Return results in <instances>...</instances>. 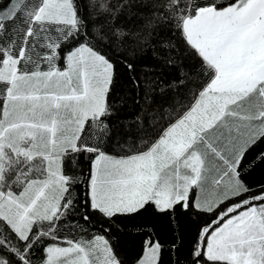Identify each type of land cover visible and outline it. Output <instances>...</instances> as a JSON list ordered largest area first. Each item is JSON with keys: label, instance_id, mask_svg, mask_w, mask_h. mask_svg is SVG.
Masks as SVG:
<instances>
[{"label": "snow or ice", "instance_id": "1", "mask_svg": "<svg viewBox=\"0 0 264 264\" xmlns=\"http://www.w3.org/2000/svg\"><path fill=\"white\" fill-rule=\"evenodd\" d=\"M261 144L264 0H0V264H264Z\"/></svg>", "mask_w": 264, "mask_h": 264}, {"label": "trees", "instance_id": "2", "mask_svg": "<svg viewBox=\"0 0 264 264\" xmlns=\"http://www.w3.org/2000/svg\"><path fill=\"white\" fill-rule=\"evenodd\" d=\"M174 39L170 34L165 31H157L152 37L148 44L143 46V50L137 49L136 54L133 57L132 55H128V59L132 60L137 64V70L141 74L143 78L146 69H151L150 78L156 79L157 77L162 82H172L175 78L181 75L182 64H187L185 57L183 56V44L179 41H174L178 44L180 51L173 50L171 53V59L173 63L167 64L165 60L168 58V54L165 50L161 49L158 42L161 40H170ZM121 55L120 52L116 53V56L119 57ZM127 81V73L118 66L117 69V88H121ZM114 96L118 95L117 89L113 90ZM122 95H127L126 92L119 93ZM141 105H134L131 98L125 100L122 106L118 105V115L120 117V124L128 125L134 119V114H138L140 111ZM260 149H264V144L258 145L254 151H259ZM252 153H249V157H251ZM247 164V160L245 161ZM84 166L83 157H80V164L75 165L72 167L71 174L80 175L81 167ZM86 174V173H85ZM264 180V171L260 168H257L255 171L252 172L250 181L255 183L257 181ZM74 195L80 193V189L73 190ZM82 194V193H80ZM182 218V223H183ZM191 227V225L189 226ZM120 245L121 247L128 252V254L134 255L136 249L139 245V236L127 235L125 233H120Z\"/></svg>", "mask_w": 264, "mask_h": 264}]
</instances>
